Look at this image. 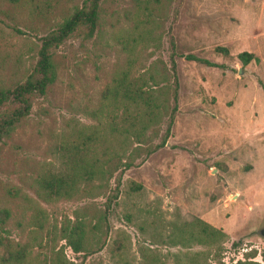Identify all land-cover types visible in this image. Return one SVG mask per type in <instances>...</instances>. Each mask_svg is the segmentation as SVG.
<instances>
[{
    "label": "rangeland",
    "instance_id": "obj_1",
    "mask_svg": "<svg viewBox=\"0 0 264 264\" xmlns=\"http://www.w3.org/2000/svg\"><path fill=\"white\" fill-rule=\"evenodd\" d=\"M83 2L0 0V88L23 81L38 38ZM136 5L104 3L90 40L68 39L53 51L55 83L0 143V209L9 211L7 234L30 245L31 264H46L53 247L62 250L67 264H140L142 256L185 264L184 257L197 252L206 264H264V0H147L149 39L135 53L142 54L136 68L151 65L170 94V57L174 61L176 110L169 136L147 156L142 146L116 192H110L111 179L97 196L49 202L36 196L37 176L60 162L61 136L94 124L84 111L96 107L101 89L123 64L122 36L131 27L124 13L135 15ZM241 52L257 61L242 65L236 57ZM166 124L167 117L151 148ZM105 210L108 233L90 253L74 254L58 240L60 223L93 224ZM195 218L224 234L219 251L166 243L171 224ZM114 240L122 243L117 250Z\"/></svg>",
    "mask_w": 264,
    "mask_h": 264
},
{
    "label": "trees",
    "instance_id": "obj_2",
    "mask_svg": "<svg viewBox=\"0 0 264 264\" xmlns=\"http://www.w3.org/2000/svg\"><path fill=\"white\" fill-rule=\"evenodd\" d=\"M111 1L113 0H84L80 7L38 38L34 62L23 81L12 87L0 88V143L10 138L17 126L29 115L33 101L36 98H46L50 87L55 83L57 68L53 51L68 39L90 40L98 29L103 4ZM140 1L135 0V15L124 13L131 27L122 36L126 52L123 64L115 69L101 89L96 107L84 111L94 124L72 128L67 136H61L58 166L43 170L35 180L36 196L43 202L69 199L76 194H103L111 179L115 186L110 192H116L120 175L134 165V160L141 155L139 150L142 146H146L143 155L147 156L163 145L169 136L176 110L175 64L170 57V71L174 78L170 94L167 84L160 85L165 82L164 76L153 72L151 65L142 71L137 70L142 54L135 53L149 39V30L144 28V24L150 23L144 14L147 0L139 7ZM216 50L226 54L224 48ZM236 57L242 65L251 60L257 61L247 52H241ZM200 61L205 65H212L206 60ZM170 100L174 103L171 108ZM165 117V133L159 144L151 148L152 140L157 137V126ZM106 213V210L100 213L93 224L81 220H75L71 225L60 223L56 230L58 240L63 241L74 254L90 253L100 243V236L108 233ZM8 219L9 211L0 209V264H31L30 245L20 244L8 236L5 229ZM38 229H41L40 225ZM153 233L158 236L154 230ZM222 238L224 234L220 230L197 218L181 224H171L165 236L166 243L171 246H214L216 251H219L218 243ZM113 243L114 250L122 245L119 240H114ZM61 251L53 247L46 264H67ZM253 254H249L250 257ZM184 258L185 264H206V258L200 252ZM140 264L159 263L142 256ZM174 264L183 263L175 260ZM216 264H221L220 259ZM233 264L253 262L238 261Z\"/></svg>",
    "mask_w": 264,
    "mask_h": 264
},
{
    "label": "water",
    "instance_id": "obj_3",
    "mask_svg": "<svg viewBox=\"0 0 264 264\" xmlns=\"http://www.w3.org/2000/svg\"><path fill=\"white\" fill-rule=\"evenodd\" d=\"M260 234H261L262 236H264V229H262V230L260 231Z\"/></svg>",
    "mask_w": 264,
    "mask_h": 264
}]
</instances>
